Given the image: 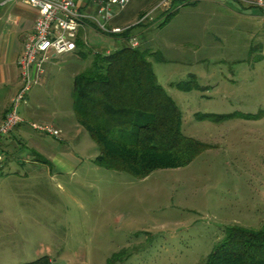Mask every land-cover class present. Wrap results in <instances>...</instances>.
<instances>
[{
    "label": "rangeland",
    "instance_id": "obj_1",
    "mask_svg": "<svg viewBox=\"0 0 264 264\" xmlns=\"http://www.w3.org/2000/svg\"><path fill=\"white\" fill-rule=\"evenodd\" d=\"M140 1L124 24L140 22L163 0H148L145 9L136 7ZM252 1L224 0L234 10L184 5L162 28L156 21L163 8L142 21L156 23L142 40L159 84L183 115L182 133L208 149L187 167L136 179L97 167L99 149L83 129L72 174L37 163L35 170L24 164L31 148H16V160L0 169V264L43 256L54 264H204L227 227L262 228L264 24ZM82 37L86 59L63 56L48 66L46 96L61 119L71 108L74 75L89 69L95 54L118 47L95 30ZM189 82L199 88L177 89Z\"/></svg>",
    "mask_w": 264,
    "mask_h": 264
},
{
    "label": "trees",
    "instance_id": "obj_2",
    "mask_svg": "<svg viewBox=\"0 0 264 264\" xmlns=\"http://www.w3.org/2000/svg\"><path fill=\"white\" fill-rule=\"evenodd\" d=\"M149 4L141 0L137 7L145 9ZM184 5L193 4L190 0H172L171 8L156 21L157 28L166 26ZM126 15L123 12L114 21L123 33L104 35L115 40L118 47L111 54H95L91 67L74 77L73 111L99 149L94 160L97 167L145 179L158 170L189 166L208 146L182 133L183 115L159 84L149 60L151 53L143 44L135 49L129 44L132 38L143 42L145 35L139 32L156 23L146 26L140 20L126 25L125 21L133 17ZM77 44L73 55L86 59L82 33ZM195 88L199 86L194 82L177 85L184 92ZM28 264L54 263L43 256ZM204 264H264V225L258 230L227 227Z\"/></svg>",
    "mask_w": 264,
    "mask_h": 264
},
{
    "label": "crops",
    "instance_id": "obj_3",
    "mask_svg": "<svg viewBox=\"0 0 264 264\" xmlns=\"http://www.w3.org/2000/svg\"><path fill=\"white\" fill-rule=\"evenodd\" d=\"M86 1L88 2V0H79L77 4L85 6ZM190 1L193 5L209 2L234 10L225 4L224 0ZM127 9L125 12L129 11ZM36 17L35 10L21 2L0 0V124L4 120L10 102L20 86L17 62L22 55L27 36L33 31ZM154 28L156 27L140 31L139 34L147 35ZM263 36L261 35L260 38ZM139 44L145 45L144 41H140ZM48 68L44 83L31 91L21 108L23 124L0 142V152L6 157L3 169H6L7 166L9 168L11 163L16 160L15 155L12 154L18 147L31 148L32 152L26 157L24 164L34 165L33 169L35 170L39 169L37 164L50 167L51 172L54 170L56 174H72L78 169L80 160L76 154L78 144L76 145L75 142L76 135L81 136L82 128L78 124L73 111V99L71 108L69 107V110L64 112L65 115L62 119L58 117V113L51 111L46 91L50 90L52 68ZM76 75L78 74H75L74 77ZM31 123L52 125L62 132V136L58 139L52 138L53 141L45 137L46 135L36 136L29 129ZM57 142L66 149L60 150V145H57L59 144ZM77 143H79V140ZM73 146L74 148H72Z\"/></svg>",
    "mask_w": 264,
    "mask_h": 264
},
{
    "label": "built area",
    "instance_id": "obj_4",
    "mask_svg": "<svg viewBox=\"0 0 264 264\" xmlns=\"http://www.w3.org/2000/svg\"><path fill=\"white\" fill-rule=\"evenodd\" d=\"M11 1L21 2L34 9L37 17L17 62L20 86L0 124V142L23 124L21 108L31 91L42 85L47 67L53 65L58 58L73 55L78 49L77 42L82 32L95 30L102 35L123 33L122 27L113 26L114 21L136 0H90L85 6L78 5L76 0ZM171 2L163 0L141 22L148 19L152 21L151 15L162 8L168 11ZM248 6L260 11L264 24V0H254ZM129 44L133 49L140 45L137 38H132ZM29 126L41 135L60 138V132L52 125L31 123ZM5 162V155L0 152V169Z\"/></svg>",
    "mask_w": 264,
    "mask_h": 264
}]
</instances>
